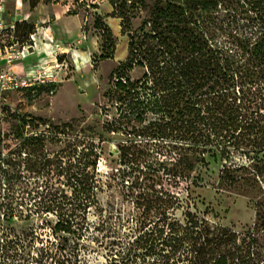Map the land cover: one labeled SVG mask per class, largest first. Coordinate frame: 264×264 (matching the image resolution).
<instances>
[{"label": "rangeland", "instance_id": "1", "mask_svg": "<svg viewBox=\"0 0 264 264\" xmlns=\"http://www.w3.org/2000/svg\"><path fill=\"white\" fill-rule=\"evenodd\" d=\"M56 1L0 0L3 29L27 17L31 25L50 23L64 44L76 42L68 56L70 80L53 89L41 85L0 95V264H189L182 251L171 252L169 246L146 254L147 233L162 225L165 215L169 222L187 224L191 213L241 234L251 231L257 206L264 205V177L250 174L261 187L236 192L220 180L225 158L214 146L197 141L186 153L192 171L175 177L170 171L180 168L174 146L181 137L172 119L154 105L146 109V96L132 98L116 89L119 72L121 80L133 82L145 75L136 64L130 68L129 56L122 66L115 64L122 54L121 37L130 41V35L149 31L145 22L158 0H145V7L136 0ZM109 7L106 16L120 21L121 36L98 14ZM250 8L248 0H229L215 13L236 27L246 21L234 17L247 18ZM98 19L113 44L107 59L102 58L105 39L96 28ZM91 52L101 55L95 67ZM53 59L52 50L39 45L17 64L18 74L36 69H24L29 64L53 65ZM249 75L244 71L239 77ZM191 119V136L198 138L206 120L199 113ZM251 150L235 151L237 168L263 166L264 154L254 156ZM91 151L97 157L86 160L94 167L82 161ZM238 175L248 176L243 170ZM81 181L94 185L86 211L69 205L76 202L74 187ZM60 221H70L71 234L54 232ZM260 259L253 263L264 264V254Z\"/></svg>", "mask_w": 264, "mask_h": 264}, {"label": "trees", "instance_id": "2", "mask_svg": "<svg viewBox=\"0 0 264 264\" xmlns=\"http://www.w3.org/2000/svg\"><path fill=\"white\" fill-rule=\"evenodd\" d=\"M136 2L146 6L145 0ZM228 2L158 0L145 22L149 31L143 29L140 34L130 35V68L136 64L146 70L145 75L133 82L129 78L121 80L124 76L119 72L116 74L119 79L116 89L132 98L146 96V109L154 105L172 119L174 132L181 137L174 146L178 151L177 165L180 168L170 171L175 177L185 178L192 171L186 153L197 141L204 146H214L225 158L220 174L222 183L236 192L249 189L252 193L261 187L253 176L264 177V164L252 163L249 167L237 168L235 151L253 146L254 150L250 152L254 156L264 154V0H248L251 7L245 10L248 17L240 20L234 17L236 22H246L236 23V27L221 18L220 12L218 15L215 13L219 5L223 7ZM94 7L98 8L97 5ZM120 17L125 19L126 15ZM96 28L102 31L105 39L102 58L107 59L113 49L110 31L101 19L96 21ZM244 71L250 73L247 79L239 77ZM195 113L206 120L198 138L191 136L194 128L191 118ZM205 131L207 136L202 133ZM230 146L236 149L231 151ZM91 156L96 154L91 151L83 155L85 166L94 167L95 163L90 164L86 160ZM252 160L249 159L250 162ZM262 160L264 162L263 157ZM228 161L231 162L230 167L226 166ZM240 170L248 176L238 175ZM73 193L76 202L70 201L69 205L76 204L86 211L93 203L94 185L81 181L75 185ZM74 214L73 210L70 216ZM164 218L162 225L147 233L151 241L146 254H158L160 246L163 248L160 252H164L165 246H169L171 252L182 251L189 264L262 262L258 259L264 254L263 204H258L254 227L245 234L207 219L201 220L191 213L187 224L169 222L166 215ZM69 226L70 221L67 224L60 221L54 232L71 234Z\"/></svg>", "mask_w": 264, "mask_h": 264}, {"label": "built area", "instance_id": "3", "mask_svg": "<svg viewBox=\"0 0 264 264\" xmlns=\"http://www.w3.org/2000/svg\"><path fill=\"white\" fill-rule=\"evenodd\" d=\"M30 20V18H29ZM50 23H35L31 25L28 18L17 20L3 29L0 25V95L17 93L36 86L50 87L70 80L71 65L68 56L76 49L75 43L64 44L50 32ZM30 28L29 32H24ZM39 45L51 49L54 59L50 64L40 66L29 64L24 69L36 68L25 75L18 74V63L25 60L27 53L33 54ZM100 53H90V63L95 67L100 60ZM118 81V80H117ZM116 81V82H117Z\"/></svg>", "mask_w": 264, "mask_h": 264}, {"label": "crops", "instance_id": "4", "mask_svg": "<svg viewBox=\"0 0 264 264\" xmlns=\"http://www.w3.org/2000/svg\"><path fill=\"white\" fill-rule=\"evenodd\" d=\"M98 14L101 15L102 17H105V18L103 19L104 22H105V24H106L109 28L112 29V31L114 32V34H115L116 36H121V35H120V23H119L120 21H119L118 19H113V18H110V17H107V16H106V15L110 14V7H109L108 9H107V8L105 9V13H104V14L102 13L101 10H98ZM49 26H50V32H52V34L54 35V37H55L57 40L61 41V39H63V38L60 37L61 35H58L57 32L54 31L52 25H49ZM64 31H65V34L69 35L66 29H64ZM122 38H123V37H121V40H123L122 47H121V49H122V51H121L122 54L120 55V57H119V59H118V63H116L115 66H116L117 64H121V63H123L124 61H126V59H127L128 56H129V53H130V50H129V43H130V41H129V39L127 40V39H122ZM75 43H76V42H75ZM116 56H117V52L115 53L114 57L116 58ZM114 60H115V59H114Z\"/></svg>", "mask_w": 264, "mask_h": 264}]
</instances>
